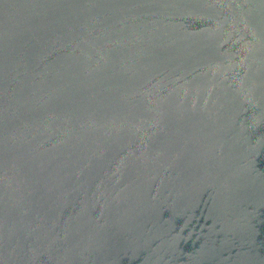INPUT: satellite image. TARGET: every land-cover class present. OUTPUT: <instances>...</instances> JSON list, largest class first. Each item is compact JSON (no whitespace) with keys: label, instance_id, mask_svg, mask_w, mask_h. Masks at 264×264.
<instances>
[{"label":"water","instance_id":"95a60500","mask_svg":"<svg viewBox=\"0 0 264 264\" xmlns=\"http://www.w3.org/2000/svg\"><path fill=\"white\" fill-rule=\"evenodd\" d=\"M0 264H264V0H0Z\"/></svg>","mask_w":264,"mask_h":264}]
</instances>
